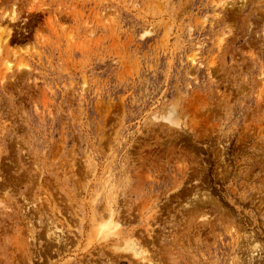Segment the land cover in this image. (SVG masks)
<instances>
[{
    "label": "rangeland",
    "instance_id": "obj_1",
    "mask_svg": "<svg viewBox=\"0 0 264 264\" xmlns=\"http://www.w3.org/2000/svg\"><path fill=\"white\" fill-rule=\"evenodd\" d=\"M0 264H264V0H0Z\"/></svg>",
    "mask_w": 264,
    "mask_h": 264
}]
</instances>
